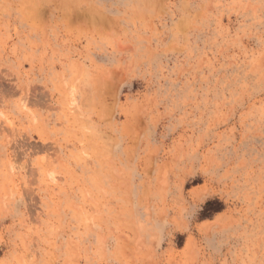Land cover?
<instances>
[{"label":"rangeland","instance_id":"obj_1","mask_svg":"<svg viewBox=\"0 0 264 264\" xmlns=\"http://www.w3.org/2000/svg\"><path fill=\"white\" fill-rule=\"evenodd\" d=\"M0 264H264V0H0Z\"/></svg>","mask_w":264,"mask_h":264}]
</instances>
